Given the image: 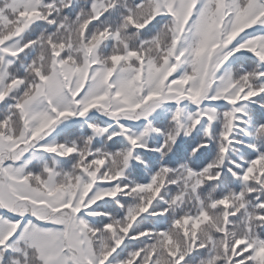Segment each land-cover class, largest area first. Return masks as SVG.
I'll list each match as a JSON object with an SVG mask.
<instances>
[{"label": "snow or ice", "instance_id": "snow-or-ice-1", "mask_svg": "<svg viewBox=\"0 0 264 264\" xmlns=\"http://www.w3.org/2000/svg\"><path fill=\"white\" fill-rule=\"evenodd\" d=\"M0 264H264V0H0Z\"/></svg>", "mask_w": 264, "mask_h": 264}, {"label": "trees", "instance_id": "trees-1", "mask_svg": "<svg viewBox=\"0 0 264 264\" xmlns=\"http://www.w3.org/2000/svg\"><path fill=\"white\" fill-rule=\"evenodd\" d=\"M191 143H192V139L191 138H188V139H183L182 138L181 141H180V146L176 150L177 153L178 154L181 153L183 148H184V146L186 144H191ZM144 158L146 160H148L150 163H152L155 159H158L159 157H153L151 155H146V156H144ZM187 158H188L187 154H184V159L187 160ZM212 159H213V154L211 152H209L207 155L200 157V162L203 163V164H206V163L210 162ZM170 161L175 162V157L170 158Z\"/></svg>", "mask_w": 264, "mask_h": 264}]
</instances>
